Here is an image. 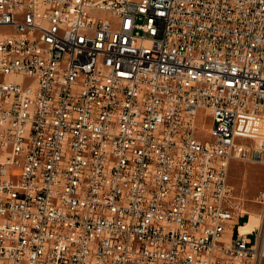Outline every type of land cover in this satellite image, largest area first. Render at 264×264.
<instances>
[{
	"label": "built area",
	"instance_id": "1",
	"mask_svg": "<svg viewBox=\"0 0 264 264\" xmlns=\"http://www.w3.org/2000/svg\"><path fill=\"white\" fill-rule=\"evenodd\" d=\"M260 118L264 0H0V264H262Z\"/></svg>",
	"mask_w": 264,
	"mask_h": 264
},
{
	"label": "rangeland",
	"instance_id": "2",
	"mask_svg": "<svg viewBox=\"0 0 264 264\" xmlns=\"http://www.w3.org/2000/svg\"><path fill=\"white\" fill-rule=\"evenodd\" d=\"M201 121L207 119L204 127L208 128L211 123L210 118H205L201 112ZM252 132L248 141L254 142L259 136L264 135V118L252 120ZM205 134V131H202ZM229 182L233 188V202L237 207V213L243 209L263 213L264 204L260 202L259 194L264 190V162H250L235 159L229 166ZM245 220L242 219L240 222ZM255 234H251L252 241L255 240ZM262 264H264V257Z\"/></svg>",
	"mask_w": 264,
	"mask_h": 264
},
{
	"label": "bare ground",
	"instance_id": "3",
	"mask_svg": "<svg viewBox=\"0 0 264 264\" xmlns=\"http://www.w3.org/2000/svg\"><path fill=\"white\" fill-rule=\"evenodd\" d=\"M247 209H243L242 212H247ZM251 216L249 222L241 226V232H247L252 230L254 227L259 226L261 224L262 215L261 213L257 214L255 211H249Z\"/></svg>",
	"mask_w": 264,
	"mask_h": 264
},
{
	"label": "crops",
	"instance_id": "4",
	"mask_svg": "<svg viewBox=\"0 0 264 264\" xmlns=\"http://www.w3.org/2000/svg\"><path fill=\"white\" fill-rule=\"evenodd\" d=\"M257 213V212H256ZM257 214H259V213H257ZM250 216H251V214H250ZM245 218V220L243 221V222H240V220H242V219H244ZM247 222H249V218H248V214L246 213V212H243V213H241V212H238L236 215H235V217H234V219H233V224H235V226L238 228V226H243L244 224H246ZM250 231V230H249ZM248 232V231H247Z\"/></svg>",
	"mask_w": 264,
	"mask_h": 264
}]
</instances>
